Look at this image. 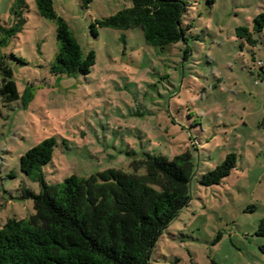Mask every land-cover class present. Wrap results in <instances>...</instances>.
<instances>
[{"label":"rangeland","instance_id":"rangeland-1","mask_svg":"<svg viewBox=\"0 0 264 264\" xmlns=\"http://www.w3.org/2000/svg\"><path fill=\"white\" fill-rule=\"evenodd\" d=\"M26 22L0 49L18 98L0 96V229L34 214L25 191L40 185L20 171V158L54 139L42 167L48 185L106 170L133 173L146 155L169 160L189 153L194 171L189 202L162 231L150 264H264V28L249 43L236 28L252 29L264 0H189L187 42L164 50L146 44L140 28L91 25L129 8V0H53L83 55L87 75H54L56 24L36 0H24ZM18 0H0V24L10 26ZM189 49V51H187ZM236 165L221 184L198 180L227 155ZM138 174H144L141 167Z\"/></svg>","mask_w":264,"mask_h":264},{"label":"trees","instance_id":"trees-1","mask_svg":"<svg viewBox=\"0 0 264 264\" xmlns=\"http://www.w3.org/2000/svg\"><path fill=\"white\" fill-rule=\"evenodd\" d=\"M90 0H84L87 5ZM131 6L95 21L98 28H140L147 45L164 50L187 42L191 24L183 17L189 0H129ZM212 6L215 0H205ZM11 10L10 26L0 24V49L22 30L26 19L24 0ZM39 16L56 24L58 50L51 66L54 75H87L95 65L93 51L83 55L68 24L53 8V0H36ZM264 28V14L256 16L252 29L236 28L237 37L254 44L252 33ZM189 51V49H187ZM0 53V96L18 98L12 71ZM54 139H46L20 158V171L39 183V194L25 191L33 201L34 214L27 219H8L0 229V264H150V253L162 231L189 202L193 157L184 153L172 160L146 155L134 161L133 173L106 170L81 178L72 175L61 184L48 185L42 167L52 159ZM229 154L198 182L219 185L235 168ZM144 169L139 175L138 170ZM256 236L264 238V217ZM264 254V247H261Z\"/></svg>","mask_w":264,"mask_h":264}]
</instances>
